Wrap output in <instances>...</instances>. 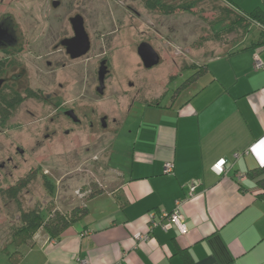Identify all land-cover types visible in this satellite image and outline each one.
I'll list each match as a JSON object with an SVG mask.
<instances>
[{
  "label": "crops",
  "instance_id": "obj_1",
  "mask_svg": "<svg viewBox=\"0 0 264 264\" xmlns=\"http://www.w3.org/2000/svg\"><path fill=\"white\" fill-rule=\"evenodd\" d=\"M232 1L239 13L264 11V0ZM255 27L241 50L206 60L203 73L179 84L169 103H162L166 86L193 73L191 62L180 69L177 63V73L163 68L162 89L116 100L106 110L111 118L125 108L121 120L130 118L134 101L142 108L138 126L128 124L134 143L122 149L120 166H110L115 150L109 148L110 191L90 198L88 215L58 240L35 234L16 264H264V201L248 177L264 165V68H255V57L264 65V47L248 46L258 38ZM219 160L221 173L213 168ZM177 202L185 232L151 228L148 214L158 222Z\"/></svg>",
  "mask_w": 264,
  "mask_h": 264
},
{
  "label": "rangeland",
  "instance_id": "obj_2",
  "mask_svg": "<svg viewBox=\"0 0 264 264\" xmlns=\"http://www.w3.org/2000/svg\"><path fill=\"white\" fill-rule=\"evenodd\" d=\"M6 15L12 18L15 31L27 48L25 53L17 57L33 64L36 70L40 68L41 62L44 63V59H40L37 54L46 49L49 53L56 51L54 49L60 39L58 32L63 26L69 27V18L76 15L83 18L91 50L75 66L80 70L77 82L64 83L65 98H71L78 91L81 106L96 109L100 116L105 112L108 114L107 109L112 111L118 105L116 100L131 98L139 87L138 83L144 86L140 97H145L150 88L152 91L153 88L165 87V76L162 80L161 73L163 68L167 71L171 67L177 73V67L180 69L190 62L199 64L210 52L219 54L225 49L223 43L214 38L210 31L217 19L216 15L211 12L203 13L200 7L191 12L176 10L165 13L161 10H146L144 0H0V18ZM140 42L148 43L159 54L161 67H142L135 50ZM108 53L110 78L107 79L106 90L100 96L95 92L98 84L93 80V71L97 69L96 61L105 54L108 56ZM191 74L192 71L186 70L175 78V82L166 86L168 92L162 99L163 104L169 103L175 88ZM130 84H134V89L129 88ZM194 89L195 87L190 90ZM186 94L187 91L181 95V100ZM141 108V103L134 101L132 115L126 120L121 118L127 108L123 112L116 110L118 119H114L120 122L119 127L111 126L108 114L107 130L101 127L97 130L89 129L82 123L74 127L75 134L64 135L61 132L58 139L47 142L46 147L37 150L28 163L15 173V177L27 173L30 179L26 187L29 194L25 195L21 206L23 208L18 211L23 210V214H26L33 209L39 210L35 205L37 201L39 207L40 202L43 203L44 214L68 217L77 208H83L92 194L109 192L112 186L108 182L110 174L106 167L109 148L115 150L109 158L110 166H120L125 152L122 149L134 143L128 124L131 127L138 126ZM51 110L49 108V112ZM17 118L20 121L25 119L22 124L27 128L41 127L39 117ZM67 127L70 126L63 125L62 128ZM16 133L6 132L0 136V160L7 155L11 137L14 138ZM41 174L49 178V183L53 186L51 193L48 191L46 194L42 190L38 177ZM0 185L6 188L9 180ZM17 209V205L6 198L0 188V264H13L7 253L12 252V259H16L17 254L24 249L8 245L12 220L18 215ZM36 234L44 233L40 229Z\"/></svg>",
  "mask_w": 264,
  "mask_h": 264
},
{
  "label": "flooded vegetation",
  "instance_id": "obj_3",
  "mask_svg": "<svg viewBox=\"0 0 264 264\" xmlns=\"http://www.w3.org/2000/svg\"><path fill=\"white\" fill-rule=\"evenodd\" d=\"M72 19L69 18L68 20L69 27L63 26L62 30H59L60 39L54 49L56 51L49 53L46 47H43L46 50L37 54L40 59H44V63L41 62L40 68L36 70L33 64L17 57V55L25 53L27 48L23 46L25 43L15 31L12 18L8 15L0 18V136L6 132L16 133L18 130L16 136L11 137L9 147L6 150L7 155L3 160H0V183L3 184L5 180H9V185L6 188L3 185H0V188L5 197L17 205V211L23 208H21L24 203L23 199L26 198L27 193L29 194L26 187H28L30 179L27 173L20 177H15V173L19 171L22 165L28 163L29 158L37 150L46 147L47 142L58 139L61 132L64 135L75 134L74 127L82 123L93 130H97L98 127L104 130L108 128L107 119L109 115L105 112L100 116L96 109H87L81 106L77 95L78 91L76 94L74 92L71 98H65L64 83L74 82L73 84H75L77 82L76 78L80 74V70L78 71L75 66L91 50L83 18L82 28L88 38V50L84 54H80L81 49L78 48V43L68 45L76 37ZM140 43L135 47L136 54ZM111 49L109 50L110 53ZM109 56L108 53V56L105 54L97 60V69L93 71V80L98 84L95 87V92L100 96L106 90V82L110 78ZM139 61L141 62L140 58ZM101 65L105 67V75L103 89L99 93L98 75ZM142 67L144 68L143 65ZM37 71L39 74L36 73ZM129 88L134 89V84H130ZM139 88L140 86L130 99L141 96V88ZM49 108H52L50 112ZM17 116L23 118L39 117L41 127L27 128L22 124L25 119L20 121ZM110 119L113 128L119 127V121L114 118ZM63 125L70 127L63 129ZM38 177L41 181L42 190L47 194L49 178L45 174L38 175ZM40 203V207L37 201L35 205L39 208L37 211L43 212V203ZM23 213V210L18 211L17 217L12 220L11 227L21 226ZM8 245H11L10 242Z\"/></svg>",
  "mask_w": 264,
  "mask_h": 264
},
{
  "label": "trees",
  "instance_id": "obj_4",
  "mask_svg": "<svg viewBox=\"0 0 264 264\" xmlns=\"http://www.w3.org/2000/svg\"><path fill=\"white\" fill-rule=\"evenodd\" d=\"M232 5V0H144V8L148 11L161 10L165 13H170L178 10L191 12L192 9L200 7V11L203 13H214L217 19L211 25L210 31L214 38L219 39L223 43V47L225 48L224 51L219 54H228L241 50L240 43L253 28H256V25L260 30L258 38L252 41L248 46L256 49L264 47V11L258 8L247 14L243 12L239 13L232 8ZM219 54L210 52L203 62L191 64L190 67L193 73L182 86L191 83V81L199 77L204 71L205 61ZM248 177L251 180H255V188L258 192L257 197L264 201V165L249 172ZM52 189L53 186L48 182V191L50 193ZM98 193L92 194L90 198ZM87 215V205L83 208H77L68 217L59 214L52 217L49 213L48 215L44 214V211L40 212L33 210L27 212L22 216L21 226L17 228L12 227L9 236L10 244L18 248L26 247L27 244L31 246L34 235L40 229L51 241L58 240L68 228L78 221L83 220ZM7 254L10 261L16 264L20 257H22L23 252L21 250L20 253L17 254L16 259H12V252Z\"/></svg>",
  "mask_w": 264,
  "mask_h": 264
},
{
  "label": "built area",
  "instance_id": "obj_5",
  "mask_svg": "<svg viewBox=\"0 0 264 264\" xmlns=\"http://www.w3.org/2000/svg\"><path fill=\"white\" fill-rule=\"evenodd\" d=\"M255 68L256 69L264 68V65L262 64V62L257 57H255ZM224 163H225L224 160H219L218 162H216L214 164L213 168L217 172L221 173L223 171ZM164 172L167 174L171 173L172 172V165L167 164L165 166ZM242 179H243L242 176L238 177V180H242ZM194 192H195V187L191 186L188 190V193H187L188 197L191 198L194 195ZM180 207H181V202H177L172 211L163 212V213H161V215H159V221L158 222H156L154 220L155 216H156L155 213L150 212L148 214V219L150 220L149 222H150L151 228L154 226H158L161 229L166 230V229H169L171 227H175L178 230H180V232L184 233L185 227L183 224V216H182ZM138 238L143 240V239H146L147 236H140L139 235ZM81 264H87V262L82 260Z\"/></svg>",
  "mask_w": 264,
  "mask_h": 264
},
{
  "label": "water",
  "instance_id": "obj_6",
  "mask_svg": "<svg viewBox=\"0 0 264 264\" xmlns=\"http://www.w3.org/2000/svg\"><path fill=\"white\" fill-rule=\"evenodd\" d=\"M53 6H56V3H53ZM72 24L75 29L76 37L73 41H71L69 44L74 45V43H78V48L81 49L80 54H84L88 48V38L84 34V30L82 28V17L79 15H76L72 19ZM137 55L140 58L142 65L146 69H150L153 66H156L159 63V56L155 52V50L146 42L140 43V45L137 48ZM105 75V67L101 65L99 69V75H98V81H99V88L98 92L101 93L103 89V80Z\"/></svg>",
  "mask_w": 264,
  "mask_h": 264
}]
</instances>
